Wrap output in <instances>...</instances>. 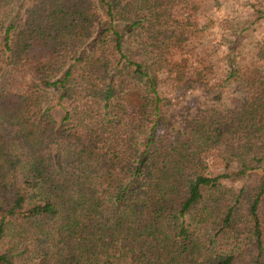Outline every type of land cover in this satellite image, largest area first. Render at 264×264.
<instances>
[{
	"label": "trees",
	"instance_id": "1",
	"mask_svg": "<svg viewBox=\"0 0 264 264\" xmlns=\"http://www.w3.org/2000/svg\"><path fill=\"white\" fill-rule=\"evenodd\" d=\"M183 1L0 0V264H264V39L189 76Z\"/></svg>",
	"mask_w": 264,
	"mask_h": 264
},
{
	"label": "rangeland",
	"instance_id": "2",
	"mask_svg": "<svg viewBox=\"0 0 264 264\" xmlns=\"http://www.w3.org/2000/svg\"><path fill=\"white\" fill-rule=\"evenodd\" d=\"M255 2L264 6V0H184L174 6L173 16L178 21H189L200 31L191 33L189 43L173 50L172 61L185 66L189 76L213 82L222 52L233 45L248 52L264 39V21L252 23ZM207 160L210 174L220 170L213 156Z\"/></svg>",
	"mask_w": 264,
	"mask_h": 264
}]
</instances>
